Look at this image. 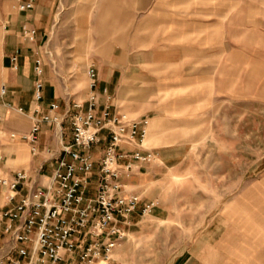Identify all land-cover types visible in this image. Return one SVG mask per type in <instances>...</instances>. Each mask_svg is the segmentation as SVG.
<instances>
[{"label": "rangeland", "instance_id": "374dc122", "mask_svg": "<svg viewBox=\"0 0 264 264\" xmlns=\"http://www.w3.org/2000/svg\"><path fill=\"white\" fill-rule=\"evenodd\" d=\"M130 3L131 0H57L56 23L41 48V57L52 72L55 67L62 70L67 86L72 83V100L81 102L87 97L86 71L91 65L98 68L94 52L107 55V49L101 46L112 41L115 8L125 10ZM154 7L202 22L211 19L213 9L231 8L227 33L233 43L234 70L232 78L223 80L220 88L208 96V107L204 109L209 110L204 113V121L193 115L165 121L159 129L165 139L174 137L183 142L162 144L174 147L167 153L172 158L160 161L157 156L154 162L143 165L142 173L150 175L148 183L126 188L142 202L152 201L156 207L149 216L137 211L129 217L111 264H178L185 260L193 264L195 255L211 248L226 231L246 233L251 247H264V0H155ZM192 10L201 15H188ZM17 14L12 0H0V87L5 83L4 67L9 66L6 35L11 17ZM26 14L19 13L21 17ZM222 18L225 17L219 16ZM163 73H154V101L162 99L164 91L177 92L179 87L174 84L181 83L156 78ZM202 95L197 91L167 99L173 104L178 100V104H197ZM157 129V122L152 120L142 148L159 154V148L149 146L155 141ZM9 134L0 123V151L11 141ZM12 145L17 149L18 162L22 154L18 145ZM4 203V191L0 189V207ZM229 242L237 248L244 241ZM245 258L246 264H259L256 257Z\"/></svg>", "mask_w": 264, "mask_h": 264}, {"label": "crops", "instance_id": "0c3cea01", "mask_svg": "<svg viewBox=\"0 0 264 264\" xmlns=\"http://www.w3.org/2000/svg\"><path fill=\"white\" fill-rule=\"evenodd\" d=\"M56 3L57 0H37L34 9L26 12L28 14L25 13L24 17H21L18 12L17 15L11 17L10 29L5 42L7 63L9 55L19 47L20 55L18 68L13 69L8 63L9 66L4 67L5 73L2 78L5 81L2 85L6 86V95L0 97V116L3 117L0 123L6 133L18 135L27 133L34 116L32 111L36 106L40 112H45L50 103L56 102L62 111L69 101L78 102L76 99L72 100L75 89L73 90L72 83L68 86L65 84L61 77L62 70L55 67L52 72L44 60L42 100L38 103L33 100V85L36 80L32 69L33 53L39 52L41 55V48L48 41V33L51 35L53 32L55 17L58 15L55 13ZM154 5L155 0H131L130 7L127 9L115 8L112 41L101 46L107 49V55L99 51H95L94 54L97 55L98 61V92L100 93L104 88L108 90L112 97L111 113L123 114L127 118H129L127 114L135 118L146 115L150 119L149 134L152 120H155L158 129L154 137L155 141L149 146L153 149L159 148L158 159L166 161L172 158V156H167V153L173 151L174 147L170 145H163L165 146L163 147L162 144H175L183 141L174 137L173 139L163 137L164 134L159 129L163 127L165 121L175 122L193 115H199V119L204 121L206 119L204 113L209 110L204 109L208 107L206 104L208 96L220 88L223 80L227 81L228 78H232L233 43L228 40L227 33L228 17L232 15V9L228 7L221 10L213 9L209 13L211 19L202 22L195 18L186 20L182 17L185 15L172 14ZM194 11L192 10L188 15H201L200 11ZM219 16L225 18L220 20ZM22 26L36 30L35 44L29 45L22 41L20 35ZM156 71L164 72L160 77L157 75V79L181 83L174 84L177 88L179 87L177 92L164 91L162 99L157 97L154 101L152 98L155 95L152 91ZM197 91L203 94L201 102L197 104H186L185 102L178 104L179 100L174 104L168 103L167 98L170 96L185 97ZM85 100L86 98L81 102ZM155 103L156 105L153 106ZM18 108H22L23 113L17 112ZM69 136V130L64 126L65 143L69 142ZM15 140L11 139L5 143V146L2 145L0 171L11 177L14 172L24 170L29 173L33 182L36 181L37 185L45 183L57 166L59 158L63 157L57 144L54 128L43 126L38 141L40 153L37 156L31 155L27 143ZM12 144L18 145L19 152L22 154L18 162L16 161L17 149H14ZM103 145L104 141L94 149L95 160L100 157V149ZM47 147L53 148L52 153L45 152ZM120 149L131 151L133 147L121 145ZM65 159L70 160L69 156H65ZM40 168H42L41 171ZM96 169L97 165L94 167V170ZM143 170V165L138 166L133 176L129 180L123 179L122 182L127 187L133 188L147 184L150 175L142 173ZM96 184L97 179L93 176L87 193L88 197L94 196ZM19 190L23 194L27 191L21 187ZM249 238L246 233L221 232L211 248L195 255L193 264H246V256L253 257V259L256 257V262L264 264V247H251L246 241ZM233 239L244 242H241V247L233 248L229 242ZM203 256L209 257L205 259L206 257L203 258ZM178 264L192 263L190 260H185Z\"/></svg>", "mask_w": 264, "mask_h": 264}, {"label": "built area", "instance_id": "2783aa9c", "mask_svg": "<svg viewBox=\"0 0 264 264\" xmlns=\"http://www.w3.org/2000/svg\"><path fill=\"white\" fill-rule=\"evenodd\" d=\"M12 2L16 12L26 13L34 9L37 0ZM36 34L26 26L20 31L22 41L29 45L35 44ZM19 55L15 49L8 57L13 69L18 68ZM33 56V100L38 103L42 100L44 64L39 52ZM86 75L85 102L69 101L62 111L56 102L45 112L36 106L28 132L9 134L11 139L27 143L31 155L37 156L43 126H52L63 157L45 183L38 185L27 171H16L11 177L0 171L5 200L0 207V264H111L129 217L137 211L149 216L156 207L127 191L122 182L129 180L138 166L157 158L152 150L142 148L149 119L111 113L108 90L98 92L97 68L89 66ZM5 95L6 86L2 85L0 97ZM17 112L23 113L22 108ZM64 126L70 134L68 143L64 141ZM103 141L100 157L95 160L94 149ZM121 145L133 149L124 151ZM52 150L47 147L45 152ZM93 176L97 184L94 196L88 197ZM20 187L27 191L21 193Z\"/></svg>", "mask_w": 264, "mask_h": 264}, {"label": "bare ground", "instance_id": "6f19581e", "mask_svg": "<svg viewBox=\"0 0 264 264\" xmlns=\"http://www.w3.org/2000/svg\"><path fill=\"white\" fill-rule=\"evenodd\" d=\"M149 127H150V119L148 120V126H147V128H146V135H145V137H144V139H143L142 146H145V143H146V141H147V137H148V134H149Z\"/></svg>", "mask_w": 264, "mask_h": 264}]
</instances>
